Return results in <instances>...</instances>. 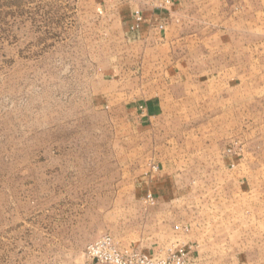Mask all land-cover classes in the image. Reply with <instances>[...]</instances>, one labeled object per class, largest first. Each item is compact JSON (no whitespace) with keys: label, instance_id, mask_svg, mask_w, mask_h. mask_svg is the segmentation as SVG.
<instances>
[{"label":"rangeland","instance_id":"374dc122","mask_svg":"<svg viewBox=\"0 0 264 264\" xmlns=\"http://www.w3.org/2000/svg\"><path fill=\"white\" fill-rule=\"evenodd\" d=\"M210 1L216 26L248 18V32L264 35V0ZM119 40L87 0H0V264H96L85 251L101 234L123 246L144 238L159 206L140 189L144 136L97 99L105 68L128 75ZM253 47L234 113L204 131L228 153L244 152L243 163L216 179H181L178 201L164 205L169 214L189 207L178 213L207 236L216 264H264V51ZM187 136L178 132L177 143L192 147ZM183 149L175 156L191 167Z\"/></svg>","mask_w":264,"mask_h":264},{"label":"crops","instance_id":"0c3cea01","mask_svg":"<svg viewBox=\"0 0 264 264\" xmlns=\"http://www.w3.org/2000/svg\"><path fill=\"white\" fill-rule=\"evenodd\" d=\"M87 1L95 16L117 25L119 62L124 53L128 60V75L113 65L103 70L97 99L103 108L123 111L130 130L144 136L139 148L149 170L140 189L143 198L151 192L159 205L146 215L141 242L126 246L155 254L177 242L191 243V264H216V254L205 248L206 235L193 227L187 234L174 229L177 223L190 224L178 213L189 207L173 206L175 213L169 214L170 206L164 205L178 201L181 179H216L221 167L243 163L244 152L228 153L223 141L205 137L204 131L222 129L220 122L226 124L234 113L232 91L248 81L254 64L248 53L254 44L258 53L264 51V35L259 40L257 33L248 32V18L230 17L216 26L210 0ZM136 11L143 19L134 29ZM178 132L183 141L188 135L192 147L177 143ZM178 146L186 148L187 156L192 150L191 167L175 156Z\"/></svg>","mask_w":264,"mask_h":264},{"label":"built area","instance_id":"2783aa9c","mask_svg":"<svg viewBox=\"0 0 264 264\" xmlns=\"http://www.w3.org/2000/svg\"><path fill=\"white\" fill-rule=\"evenodd\" d=\"M135 18L134 29L139 27L143 19L140 11L135 12ZM145 200L150 204L156 203L151 192L146 194ZM174 229L178 233L187 234L191 225L177 223ZM192 248L191 243L177 242L161 248L155 254H148L136 246H122L111 234L106 233L88 244L85 256L88 260L103 264H191Z\"/></svg>","mask_w":264,"mask_h":264}]
</instances>
